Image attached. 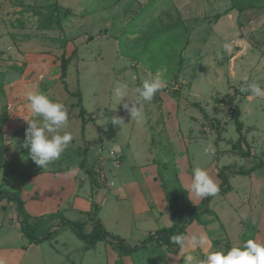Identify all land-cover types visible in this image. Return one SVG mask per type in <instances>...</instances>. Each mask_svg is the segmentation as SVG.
I'll list each match as a JSON object with an SVG mask.
<instances>
[{
  "label": "rangeland",
  "instance_id": "1",
  "mask_svg": "<svg viewBox=\"0 0 264 264\" xmlns=\"http://www.w3.org/2000/svg\"><path fill=\"white\" fill-rule=\"evenodd\" d=\"M224 43L231 44L230 52L224 51ZM62 56H72L63 80ZM157 74L166 81L165 87L144 104L139 120H130L114 96L117 83L139 85ZM246 81L264 88V0H0V190L21 196L33 188L26 179L47 174L53 177L49 189L65 198L76 187L79 196V182L88 181L83 171L79 178L82 161L97 184H103L102 161L96 156L100 139L118 135L120 144L130 146L137 128L148 129L151 156L157 150L167 156L162 159L159 153L138 169L154 170L163 190L177 195L184 206L202 200L188 197L194 167L205 169L213 180L222 168H230L225 174L231 191L214 196L209 212L201 217L210 246L190 254L194 264L211 251L242 247L254 237L264 244V170L251 176L230 173L264 163V97L249 100L250 93L240 91ZM28 91L43 92L68 111V124L61 134L67 131L73 139L45 169L31 160L24 147L31 118L25 98ZM168 102L173 110H168ZM173 114L175 128L164 133ZM114 116L123 117L126 125H113ZM235 118L241 124V140ZM108 152L110 161L122 166L129 147L124 152L115 146ZM89 156L94 158L88 161ZM181 171L188 174L181 183L187 191L174 180ZM50 194L48 201L55 192ZM3 201L4 226L10 229L0 228V248L25 244L16 205ZM61 202L60 207L68 209L69 201ZM130 203H119L123 214L117 229L111 227L116 215L111 207L103 208L101 217L103 226L120 232L133 247L138 244L135 228L154 232L158 223L143 216L131 222ZM149 205L153 213L163 209L160 223L170 225L164 206L154 199ZM64 217L82 218L68 210ZM60 218L62 214L56 213L40 220L37 234ZM59 229L39 250H31L27 264H110L102 242L82 253V242L70 229ZM130 259L132 264H168L165 251L152 242Z\"/></svg>",
  "mask_w": 264,
  "mask_h": 264
},
{
  "label": "crops",
  "instance_id": "2",
  "mask_svg": "<svg viewBox=\"0 0 264 264\" xmlns=\"http://www.w3.org/2000/svg\"><path fill=\"white\" fill-rule=\"evenodd\" d=\"M167 108L168 110H173L175 107L172 105L171 102H168ZM175 122H176V118L175 115L173 114L170 118L168 129H164L163 132L165 133L170 130L172 131V129L175 128L176 125ZM148 131H149L148 129L144 130L142 128H137L136 129L137 134L133 136V141L131 142L132 144H130L131 147L128 145V143H125V145L120 144V142L118 141V138L120 136L118 135L106 136L104 137V139H100L101 149L97 151L96 156H98L99 159H101L102 161L101 166L103 169L102 172L103 184L101 186L98 185L95 179L96 177H94L90 173L95 180V184L91 183L88 176L89 171H87L88 169L87 170L85 169L86 170L85 173L88 181L85 182L84 179H81L83 183L81 184L79 182V196L77 195L76 187L75 189L70 188L68 197L65 196V198L61 197L62 194L60 192L57 193L56 189H52V188L49 189L50 187L48 186V184L49 185L51 184L49 182L52 181L51 178L53 177L48 176L47 174L43 173L44 174L43 176H41L40 174H35L30 176L28 179H26L25 183L28 184L32 183L33 188L31 189L30 192L27 193L24 192L20 196V198L24 202V209L26 213L31 217H35V218L59 213L62 214L63 218H65L64 217L65 211L67 210L73 211L78 213L79 216L82 217L79 218L78 221L75 220V222L82 223L83 232L89 233L91 232L94 223L90 220V217L94 216L95 220H98L99 223H101V225L103 226L102 222L104 223V221L102 220L101 213L103 208H105L104 210H106V208L108 207H111L114 210V213L116 214L115 218L113 217L114 224L111 227L117 229L116 227L120 225L119 224L120 217L123 214L122 213L123 209L121 208V205H119V203L129 200V203L131 202L130 203L131 213L129 216L131 222L132 220H134V222L136 221L137 223L139 219L143 216V220H149L150 222L151 220L152 221L155 220L158 223V226H155L156 228L154 229V232H148V233L137 231L138 229L136 230L135 227L129 226L132 229L135 228L133 235L136 237V239H138V243L141 240L150 236L151 234L155 233L156 231L169 228L172 225L171 217H170V225L165 226V223L163 222L160 223V219H161L160 216L163 213L162 212L163 206H164V210H167L168 213L169 210L165 202V194L162 185L160 182L156 181L154 175L155 171L150 169V172H153V174L150 175L149 174L150 172L145 173V171L138 169L140 165L147 163V161L153 156L157 157L159 153H162V159L163 157L165 158L167 156L166 152L162 150L161 151L157 150V154L151 156L150 148L148 147L150 143L151 135L148 133ZM115 146H118L120 149L122 148L124 152H125V148L129 147V153H128L129 155L127 154L128 158L127 160L124 158V163L122 166L114 165L108 157L109 156L108 151ZM93 158L94 157L91 156L87 157L88 161ZM81 172L82 171H79V178H83L81 177L83 175ZM75 173H72L70 175H74ZM47 176L51 178L49 179ZM52 176H57V174ZM45 179L47 180L46 183L44 182ZM187 179H188L187 172L186 173L184 172L183 174V171H181L180 174H177L174 180L178 181L179 184H181ZM214 181L217 184V182H219V178H217V176H214ZM145 187L146 189H144ZM181 190L187 191L184 184H181ZM53 191L55 192V194L52 195L51 201H48L50 200L49 199V196L51 195L50 193H54ZM150 198L154 199L155 202H157V204H159L162 207L161 208L162 210H157L156 213H153L149 205V201L151 200ZM63 200L69 201L68 202L69 207L66 210L60 207V205L63 203L61 201ZM27 201H29V204H27ZM200 201L201 200H199V202ZM4 202L6 204V201L0 202L1 204L0 208L2 210L1 211L2 213L0 215L1 216L0 228L6 227L10 229V226L7 225L4 226L5 225L3 220V218L5 217L4 216L5 213L3 211L5 207ZM49 204L52 205L50 206ZM94 207H97V212L96 214L93 215ZM201 222L202 221L200 219L199 223H193L190 226H188L185 235L191 236L195 234V235H205L207 237L206 229L204 226L201 225ZM103 227L106 230V232H108L109 234L118 236L124 241H126L125 238L120 236L119 234L120 232H118L117 230H115L116 232H113V230H111L112 228H107V226H103ZM59 230L60 229L56 230L55 235L58 234ZM2 232H6V231H2ZM252 235L253 234H251V238ZM255 238L256 237H254L253 239L255 240ZM25 240H26L25 244L21 242L17 246H9V247L7 246L0 248V260L3 261V264H27L30 258L28 259L26 256L30 254L33 248H37L39 250L41 248V245L43 244L42 243L39 245H34V244H30L27 239ZM96 244L90 250L94 249L96 247ZM103 244H104V253L107 256H109L110 264H115L117 260L116 254L111 250V248L108 245H106L105 243ZM49 246L51 247V242L49 243ZM82 246H81V251H82ZM207 246H210L209 241L206 244V246L202 248L203 252H205V249L207 250ZM161 249L165 251V247H161ZM200 249L201 248L192 249L190 247H185L183 250H180L176 255L167 254L165 251V256L167 258L166 261L168 262V264H185L186 257L190 256V254L192 253L198 252ZM90 250L86 252L82 251V253H87ZM123 264H132L130 257H125L123 259Z\"/></svg>",
  "mask_w": 264,
  "mask_h": 264
},
{
  "label": "clouds",
  "instance_id": "3",
  "mask_svg": "<svg viewBox=\"0 0 264 264\" xmlns=\"http://www.w3.org/2000/svg\"><path fill=\"white\" fill-rule=\"evenodd\" d=\"M231 48L230 43L223 44L225 52H230ZM165 85L166 81L159 74L149 75L139 85H131L126 81L118 82L114 96L121 101L119 104L123 105L130 120H139L142 117L144 104L150 103ZM240 91L250 93L249 100L264 97V88L256 81H246V87H242ZM25 98L31 118L27 120L24 147L28 149L31 160L38 167L45 169L61 157L73 139L71 133L67 131L61 134V130L68 124V111L63 103L51 100L43 92L28 91ZM111 123L121 128L126 125L124 118L118 116L112 117ZM208 151L209 149H205V152ZM74 170L70 169V172ZM188 192L189 198L191 196L197 199L208 198L216 196L219 187L205 169L197 166L194 167L190 177ZM170 239L174 245L179 246L180 250L185 247L204 248L208 243L205 235L178 234ZM0 264H3V261H0ZM185 264H194V258L187 256ZM195 264H264V244L248 239L242 247L233 246L227 250L211 251L205 258L195 260Z\"/></svg>",
  "mask_w": 264,
  "mask_h": 264
},
{
  "label": "trees",
  "instance_id": "4",
  "mask_svg": "<svg viewBox=\"0 0 264 264\" xmlns=\"http://www.w3.org/2000/svg\"><path fill=\"white\" fill-rule=\"evenodd\" d=\"M72 60L71 57L62 56L60 62L61 70V79L63 80L66 77V70ZM80 99V96L78 95ZM84 110H80L79 118L81 119V128L82 130L85 127L84 121ZM234 124L236 127V132L239 135V140H241V124L235 118ZM79 169L83 172H86L84 161L79 164ZM229 167H224L218 172V178L220 183L218 184L219 192L217 194L225 195L231 191L229 185L228 177L225 174ZM264 170V163L253 164L248 169L243 170H233L230 173L233 175L240 176H251L252 174ZM91 183L95 184L94 178L88 173ZM165 202L170 213L172 220V225L169 228L161 229L151 234L147 238L141 240L138 244L131 247L123 239L118 236H114L106 232L104 227L99 223L98 220H95L94 216L90 217V220L93 223L92 230L89 233H84L82 230L83 224L80 222L70 221L65 218H60L57 223L52 225L50 228L42 231L40 234H37L39 229L40 220L50 219L54 215H46L43 217L35 218L28 215L24 209V202L17 193H8L3 190H0V202L3 200L11 201L16 205L17 214H18V224L22 236L28 240L30 244L39 245L43 242L49 240L53 235H55L56 230L67 226L70 231L79 239L83 246L82 251L86 252L94 247L98 242H103L108 245L111 250L116 254L117 260L115 264H123V259L125 257H131L134 253L144 249L150 242L155 243L157 247H165L167 254L176 255L180 249L179 246H176L172 243L171 237L178 234H186V229L193 223H199L203 215L209 212V203L213 197L202 198V200L197 205L184 206L180 203V200L177 196L171 192L164 190ZM97 207H94L93 215L96 214Z\"/></svg>",
  "mask_w": 264,
  "mask_h": 264
}]
</instances>
